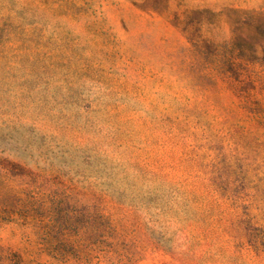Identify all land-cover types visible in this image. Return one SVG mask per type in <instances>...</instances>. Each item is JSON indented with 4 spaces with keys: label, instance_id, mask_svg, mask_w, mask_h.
Returning <instances> with one entry per match:
<instances>
[{
    "label": "rangeland",
    "instance_id": "obj_1",
    "mask_svg": "<svg viewBox=\"0 0 264 264\" xmlns=\"http://www.w3.org/2000/svg\"><path fill=\"white\" fill-rule=\"evenodd\" d=\"M0 264H264V0H0Z\"/></svg>",
    "mask_w": 264,
    "mask_h": 264
}]
</instances>
